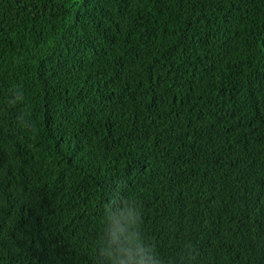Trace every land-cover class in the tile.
Listing matches in <instances>:
<instances>
[{
  "label": "trees",
  "instance_id": "trees-1",
  "mask_svg": "<svg viewBox=\"0 0 264 264\" xmlns=\"http://www.w3.org/2000/svg\"><path fill=\"white\" fill-rule=\"evenodd\" d=\"M117 185L163 264H264V0H0V264H96Z\"/></svg>",
  "mask_w": 264,
  "mask_h": 264
},
{
  "label": "clouds",
  "instance_id": "clouds-1",
  "mask_svg": "<svg viewBox=\"0 0 264 264\" xmlns=\"http://www.w3.org/2000/svg\"><path fill=\"white\" fill-rule=\"evenodd\" d=\"M101 220L102 230L95 241L96 264H163L154 246L143 240L138 203L126 198L120 185L103 205Z\"/></svg>",
  "mask_w": 264,
  "mask_h": 264
}]
</instances>
